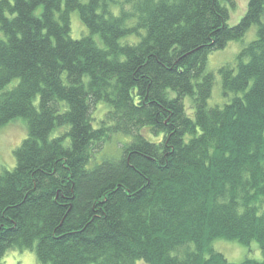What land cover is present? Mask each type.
Wrapping results in <instances>:
<instances>
[{
    "label": "trees",
    "instance_id": "16d2710c",
    "mask_svg": "<svg viewBox=\"0 0 264 264\" xmlns=\"http://www.w3.org/2000/svg\"><path fill=\"white\" fill-rule=\"evenodd\" d=\"M227 4L0 0V130L27 129L0 171V264H234L218 239L264 253V0L234 26ZM254 26L211 106L209 56ZM115 136L122 155L91 166Z\"/></svg>",
    "mask_w": 264,
    "mask_h": 264
},
{
    "label": "rangeland",
    "instance_id": "374dc122",
    "mask_svg": "<svg viewBox=\"0 0 264 264\" xmlns=\"http://www.w3.org/2000/svg\"><path fill=\"white\" fill-rule=\"evenodd\" d=\"M235 4L234 8L228 5L230 12L229 25L234 26L246 14L249 0H232ZM72 38L81 39L88 35V30L83 25L78 13L74 12L71 17ZM0 37L2 34L0 33ZM257 38V26L252 27L249 33L242 41H233L223 49L214 52L208 58V70L216 75V83L213 91L212 99L210 100L211 106H224L229 103L231 97L223 96L222 82L219 75V70L236 60L237 55L241 50L246 47L250 42ZM187 108H189L191 99L186 100ZM103 108L94 114L95 119L98 120L103 116ZM27 137L26 123L23 119H17L0 130V171L4 168L12 169L16 165L14 156L15 149L21 145ZM150 137H153L150 135ZM113 141V142H112ZM110 141L103 151L93 159L91 166L100 163L104 158H119L122 155L121 144L126 139L122 136H115ZM112 142V143H111ZM211 248L217 252L222 253L231 263L240 264L246 259L263 260L264 253L260 249L257 242H253L251 247L243 246L238 242L226 241L222 239L215 240ZM2 264H40L35 253L32 251H10L2 261ZM137 264H146L138 262Z\"/></svg>",
    "mask_w": 264,
    "mask_h": 264
}]
</instances>
